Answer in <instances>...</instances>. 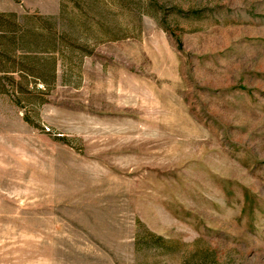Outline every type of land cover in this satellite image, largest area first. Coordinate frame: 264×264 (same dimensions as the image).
Here are the masks:
<instances>
[{"label": "rangeland", "instance_id": "1", "mask_svg": "<svg viewBox=\"0 0 264 264\" xmlns=\"http://www.w3.org/2000/svg\"><path fill=\"white\" fill-rule=\"evenodd\" d=\"M0 264H264V0H0Z\"/></svg>", "mask_w": 264, "mask_h": 264}]
</instances>
